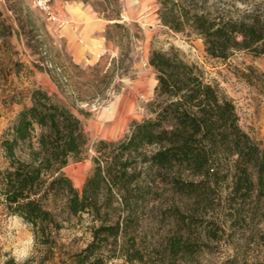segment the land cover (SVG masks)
<instances>
[{
  "label": "rangeland",
  "instance_id": "rangeland-1",
  "mask_svg": "<svg viewBox=\"0 0 264 264\" xmlns=\"http://www.w3.org/2000/svg\"><path fill=\"white\" fill-rule=\"evenodd\" d=\"M186 2L224 20L264 10V0ZM160 10L157 0H52V16L47 17L29 0H0V143L18 113L30 105L33 90L54 97L77 116L88 138L83 158L70 160L61 170L81 192L94 168L97 142H117L133 122L154 117L157 81L148 58L152 51L173 50L233 103L240 128L264 149V56L240 50L226 59L211 58L191 28L174 31L163 25ZM6 166L0 149V170ZM152 192L154 205L142 204L137 215L135 235L144 263L117 257L105 264H162L161 251L182 228L175 206L184 209L170 185ZM225 196H215L213 210L190 227L192 238L200 235L199 250L164 264H250L262 259L264 198L246 199L235 214ZM92 224L86 213L70 217L52 233V243L42 245L30 226L8 215L0 203V264H70L72 255L91 240ZM212 228L216 239L206 237Z\"/></svg>",
  "mask_w": 264,
  "mask_h": 264
},
{
  "label": "trees",
  "instance_id": "trees-1",
  "mask_svg": "<svg viewBox=\"0 0 264 264\" xmlns=\"http://www.w3.org/2000/svg\"><path fill=\"white\" fill-rule=\"evenodd\" d=\"M157 1L162 24L174 31L191 28L211 58L226 59L240 50L264 56V10L224 20L198 12L187 0ZM148 65L157 81L154 117L133 122L117 142H97L94 168L81 192L61 173L70 160L83 158L88 143L66 105L33 90L30 105L1 138L7 166L0 170V203L30 226L37 242L51 244L52 233L70 217H92L91 240L70 264H105L117 257L144 263L135 235L137 215L142 204L154 205L153 187L170 185L184 209L175 206L182 228L161 251L162 264L199 250L200 235L192 238L190 227L213 210L215 196L226 192L235 214L246 199L264 198V149L240 128L233 103L173 50L152 51ZM206 237L217 238L213 228ZM250 264H264V255Z\"/></svg>",
  "mask_w": 264,
  "mask_h": 264
},
{
  "label": "built area",
  "instance_id": "built-area-1",
  "mask_svg": "<svg viewBox=\"0 0 264 264\" xmlns=\"http://www.w3.org/2000/svg\"><path fill=\"white\" fill-rule=\"evenodd\" d=\"M32 7L44 14L47 17L52 16L51 13V2L52 0H29Z\"/></svg>",
  "mask_w": 264,
  "mask_h": 264
}]
</instances>
